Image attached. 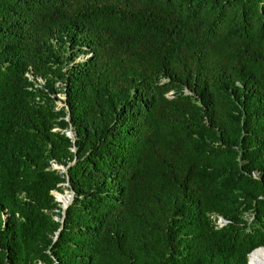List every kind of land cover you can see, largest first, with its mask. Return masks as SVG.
Returning a JSON list of instances; mask_svg holds the SVG:
<instances>
[{
  "label": "trees",
  "instance_id": "trees-1",
  "mask_svg": "<svg viewBox=\"0 0 264 264\" xmlns=\"http://www.w3.org/2000/svg\"><path fill=\"white\" fill-rule=\"evenodd\" d=\"M259 246L264 0H0V264Z\"/></svg>",
  "mask_w": 264,
  "mask_h": 264
},
{
  "label": "rangeland",
  "instance_id": "rangeland-1",
  "mask_svg": "<svg viewBox=\"0 0 264 264\" xmlns=\"http://www.w3.org/2000/svg\"><path fill=\"white\" fill-rule=\"evenodd\" d=\"M29 77L30 78H32V76L31 75H29ZM44 85V80H42L41 78H37V83L35 84V86L36 87H42ZM56 104H57V106H61V105H63L64 104V99H65V96L62 94V93H59V94H57L56 95ZM68 132H70V136H73V133L71 132V130H69V131H67V133ZM53 167L54 168H60V169H62V170H64L65 168L63 167V166H60V165H56V164H53ZM65 185H68V184H65ZM53 191H55V192H53V196H54V199L59 203V206L62 208V211H63V205L59 202V196H62V197H64V196H68L69 197V195H71L70 193V191H68V190H64L63 191V193L64 194H55V193H59V192H57L56 190H53ZM67 198V197H66ZM216 221L215 222H217V223H220V217H218L217 219H215ZM255 262V261H254ZM256 264V263H255Z\"/></svg>",
  "mask_w": 264,
  "mask_h": 264
},
{
  "label": "water",
  "instance_id": "water-1",
  "mask_svg": "<svg viewBox=\"0 0 264 264\" xmlns=\"http://www.w3.org/2000/svg\"><path fill=\"white\" fill-rule=\"evenodd\" d=\"M68 136H70V132L67 133ZM60 169V168H58ZM71 195H69V200L67 201L66 204H64L62 207H63V211L67 208L68 204L71 202V198H72V193H70ZM63 222V219L62 221ZM259 250H264V246H259V247H256L254 249H252L248 255H247V258H248V264L249 263V257L252 255L253 257H256V252L259 251ZM257 264H264V261L263 260H260V259H257Z\"/></svg>",
  "mask_w": 264,
  "mask_h": 264
},
{
  "label": "bare ground",
  "instance_id": "bare-ground-1",
  "mask_svg": "<svg viewBox=\"0 0 264 264\" xmlns=\"http://www.w3.org/2000/svg\"><path fill=\"white\" fill-rule=\"evenodd\" d=\"M59 202L64 205L67 203V201L69 200L68 198H66V196L62 197L59 196ZM255 261V263L257 264V259L263 260L264 261V250H259L256 252V257H253L252 255L249 257V263L253 264V260Z\"/></svg>",
  "mask_w": 264,
  "mask_h": 264
},
{
  "label": "clouds",
  "instance_id": "clouds-1",
  "mask_svg": "<svg viewBox=\"0 0 264 264\" xmlns=\"http://www.w3.org/2000/svg\"><path fill=\"white\" fill-rule=\"evenodd\" d=\"M28 75V74H27ZM226 221L222 218V217H220V223H218L219 224V226H221V225H223V223H225Z\"/></svg>",
  "mask_w": 264,
  "mask_h": 264
}]
</instances>
